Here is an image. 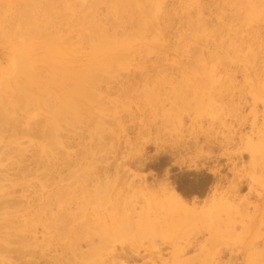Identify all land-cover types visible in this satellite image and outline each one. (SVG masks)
<instances>
[{"label":"rangeland","instance_id":"374dc122","mask_svg":"<svg viewBox=\"0 0 264 264\" xmlns=\"http://www.w3.org/2000/svg\"><path fill=\"white\" fill-rule=\"evenodd\" d=\"M262 250L264 0H0V264Z\"/></svg>","mask_w":264,"mask_h":264},{"label":"bare ground","instance_id":"6f19581e","mask_svg":"<svg viewBox=\"0 0 264 264\" xmlns=\"http://www.w3.org/2000/svg\"><path fill=\"white\" fill-rule=\"evenodd\" d=\"M93 20V19H92ZM95 22V21H94ZM88 25H92V24H88ZM89 26V27H90ZM93 27H94V25H93ZM93 27H91V29H93ZM98 27V26H97ZM97 27H95V30H96V28ZM100 62V61H99ZM104 63V62H103ZM99 64V63H98ZM101 64V63H100ZM96 65V64H95ZM93 67V66H92ZM95 68V67H94ZM97 69V68H96ZM89 73V72H88ZM90 74V73H89ZM93 74H91L90 76H91V80L90 81H88V82H92V76ZM90 76H88V77H90ZM90 79V78H89ZM86 80H88L87 78H86ZM86 83H87V81H86ZM89 83V84H90ZM77 86V87H76ZM75 87V90H74V94H75V96L77 97V95H80L82 98H83V96H84V98L87 96H85V86H84V84H83V82H80V83H78L77 85H76ZM86 90H88V88L86 87ZM85 92V93H84ZM77 94V95H76ZM87 94V93H86ZM78 98V97H77ZM89 99V98H88ZM259 168L260 169H263L262 168V165H259ZM219 181V180H218ZM236 186H239V185H236ZM202 187V186H201ZM205 187V186H204ZM203 187V188H204ZM214 189H215V191L213 192V196H215L216 195V190H218V185L216 184L215 186H214ZM201 190V189H200ZM177 205H179V206H183L184 205V203H183V201L180 199V197L178 196V195H173V197H172V195H171V197H170ZM254 220H255V218H254ZM256 223V221H253V223L252 224H255ZM227 229H229L231 232H234L235 230V226H234V223L232 222V223H229V224H227ZM259 228V227H258ZM260 231V230H259ZM186 243H187V246H189V244H190V241H186ZM262 254H263V256H264V250H262Z\"/></svg>","mask_w":264,"mask_h":264}]
</instances>
